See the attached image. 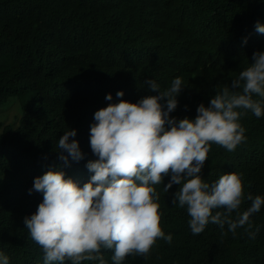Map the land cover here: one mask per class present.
Here are the masks:
<instances>
[{
	"label": "trees",
	"instance_id": "trees-1",
	"mask_svg": "<svg viewBox=\"0 0 264 264\" xmlns=\"http://www.w3.org/2000/svg\"><path fill=\"white\" fill-rule=\"evenodd\" d=\"M260 19L264 0H0V108L12 98L20 105L13 122L0 120V251L9 264H43L23 224L42 194L28 189L49 168L78 185L87 181L85 162L96 158L88 143L95 110L155 95L147 79L163 90L180 76L184 87L169 116L192 118L238 74L248 56L238 47L248 46ZM240 122L244 146L228 152L211 144L201 176L211 183L237 172L245 194L264 196V114L248 112ZM67 128L76 129L69 139L84 155L64 164L55 144ZM167 180L155 187L159 225L171 242L159 238L147 258L126 256L122 264H264V205L250 217L253 229L259 225L254 238L212 223L192 234L185 210L171 203L178 185L162 191ZM249 203L242 197L239 210ZM101 251L112 264L111 250Z\"/></svg>",
	"mask_w": 264,
	"mask_h": 264
},
{
	"label": "clouds",
	"instance_id": "clouds-1",
	"mask_svg": "<svg viewBox=\"0 0 264 264\" xmlns=\"http://www.w3.org/2000/svg\"><path fill=\"white\" fill-rule=\"evenodd\" d=\"M255 35L246 52V62L229 84L195 108L192 118L169 116L184 85L180 76L172 78L161 90L152 78L145 83L155 95L135 102L118 100L93 112L88 143L95 159L85 162L91 173L78 185L60 168H49L33 178L28 192L36 190L42 199L34 212L23 217L27 234L40 248L43 264H81V261L108 264L101 250H111L112 264H122L126 256L147 255L157 239L171 242L172 234L159 225V193L172 184L171 203L182 207L192 234L212 223L235 235L241 227L254 238L251 215L264 205V196L243 192L241 175L225 172L209 183L201 169L211 144L225 151H238L247 137L240 118L250 112L264 114V19L253 25ZM117 90L116 96H122ZM163 99V105L161 99ZM105 100H111L106 93ZM76 129L67 128L56 141L59 160L79 161L84 153L75 137ZM242 197L250 201L239 210ZM235 213L234 218L230 216ZM0 264H9L0 251Z\"/></svg>",
	"mask_w": 264,
	"mask_h": 264
},
{
	"label": "rangeland",
	"instance_id": "rangeland-1",
	"mask_svg": "<svg viewBox=\"0 0 264 264\" xmlns=\"http://www.w3.org/2000/svg\"><path fill=\"white\" fill-rule=\"evenodd\" d=\"M17 98H12L8 103L0 108V120H6L7 123H11L15 120L16 116H19L20 105ZM7 118V119H6ZM18 122V121H17Z\"/></svg>",
	"mask_w": 264,
	"mask_h": 264
}]
</instances>
